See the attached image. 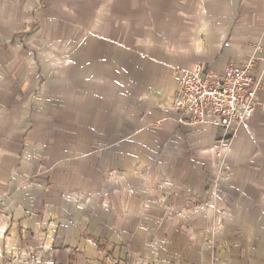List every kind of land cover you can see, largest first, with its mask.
Returning a JSON list of instances; mask_svg holds the SVG:
<instances>
[{
	"label": "crops",
	"instance_id": "obj_1",
	"mask_svg": "<svg viewBox=\"0 0 264 264\" xmlns=\"http://www.w3.org/2000/svg\"><path fill=\"white\" fill-rule=\"evenodd\" d=\"M14 2L0 0V264H264V82L232 175L193 210L222 130L179 123L174 72L264 47V0H106L33 29ZM254 70L264 81V59Z\"/></svg>",
	"mask_w": 264,
	"mask_h": 264
},
{
	"label": "built area",
	"instance_id": "obj_2",
	"mask_svg": "<svg viewBox=\"0 0 264 264\" xmlns=\"http://www.w3.org/2000/svg\"><path fill=\"white\" fill-rule=\"evenodd\" d=\"M254 49L253 55L240 65L231 62L223 70L204 65H178L174 69L180 87L176 98L179 123H214L222 130L218 138L221 148L215 151L219 170L225 163L222 147L240 134L242 125L254 116L260 103L259 91L264 81L254 69L255 63L264 59V47L257 44ZM259 52H263V57Z\"/></svg>",
	"mask_w": 264,
	"mask_h": 264
},
{
	"label": "rangeland",
	"instance_id": "obj_3",
	"mask_svg": "<svg viewBox=\"0 0 264 264\" xmlns=\"http://www.w3.org/2000/svg\"><path fill=\"white\" fill-rule=\"evenodd\" d=\"M136 1V0H134ZM18 4L19 8H22L23 10H26L29 12L26 13V17L24 20H28L31 22V25H28L26 29H33L35 26H37L39 23H41L42 19H45L46 17L41 16L39 17V13L42 11L43 12H48L51 13L52 16L59 18L61 21L60 17L64 16H73L75 14H83L86 15L88 18H92L91 15L93 13H97L101 10L102 6H107L106 5V0H16L14 2ZM135 6L138 5V1ZM196 125V124H194ZM241 133L235 137L234 139L229 140L226 144V146L222 147L225 149L224 151V158H225V163L224 167L222 170H219L217 167V162L216 158L214 160V166H213V173L214 177L211 182L208 183L207 188V198L204 200L196 201L199 200L196 199L195 201H192V209L196 210L197 208V203H204L207 204V206H211L212 204L215 203V198L218 195V191L223 184L222 181L224 178L229 177L232 175V172H230V165L227 157V154L230 150V148L233 146L234 142L240 137ZM219 138V137H218ZM217 138V147L215 149L218 150L221 148V144L219 143V139ZM224 182V181H223ZM185 207H170L166 209L165 211V218L171 223L175 224L177 226L183 225V220H184V211ZM191 232V231H190ZM149 249L148 247H146ZM147 253V252H145ZM214 254V253H213ZM155 261H159L158 258H156L155 253L154 255H149L146 258H140V259H135L134 257L126 258V259H119L112 261L110 259L105 260L103 263L104 264H156Z\"/></svg>",
	"mask_w": 264,
	"mask_h": 264
}]
</instances>
